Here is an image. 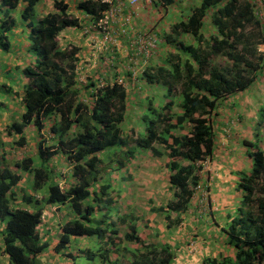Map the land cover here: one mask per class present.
<instances>
[{
  "label": "trees",
  "instance_id": "trees-1",
  "mask_svg": "<svg viewBox=\"0 0 264 264\" xmlns=\"http://www.w3.org/2000/svg\"><path fill=\"white\" fill-rule=\"evenodd\" d=\"M39 1L0 0V53L12 50L7 33L15 24L13 11L17 10L27 32L22 39L26 45L21 44V50L34 56L32 64L14 62V70L23 76L19 93L16 85L22 80L11 87L3 81L6 73L15 75L13 71H3L5 77L0 75V88L8 94L0 106L10 98L13 101L17 98L22 109L18 121L12 119L4 126L5 133L14 135L16 145L23 146L24 127L33 126L37 135L46 124L48 129L47 138L40 137L35 143L34 157L22 154L10 166L0 164V251L6 255L7 264H37L38 255L48 246L37 231L46 204H66L75 216L59 226L55 252L75 236L100 238L107 234L108 242L113 245L112 238L118 229L113 228L112 221L109 222L112 228L108 223L97 224V220L91 225L96 207L92 202L112 204L117 200V190L113 192L104 182L102 172L106 167L107 173L120 169L142 150H148L152 156L166 157L164 165L172 198L149 210L162 213L169 227V220H177L170 213H176L179 218L189 206L194 186L200 180L197 162L213 154L211 117L217 115V108L226 96L251 86L257 74L264 72V53L257 50L262 42L260 23L253 15L251 4L247 0H199L184 19L169 24L163 32L162 40L172 50L163 62L146 66L139 73L146 84L164 87V101L157 108L148 102L146 112L138 116L139 127L136 124L124 129L121 125L129 105L128 94L125 86L116 80L129 76V71L120 65V52L113 50L105 58L101 55L94 59L93 65L86 63L88 68H93L84 82H79L75 72L80 60L79 47L71 42L60 46L57 37L64 28H79V19L69 13L63 0H52V9L32 20ZM172 2L154 0L153 3L164 6ZM107 5L100 0H80L75 8L97 19ZM207 13L213 34L202 32ZM183 35L192 42L183 40ZM13 41L16 44V38ZM215 57L223 60L221 66L214 63ZM258 110L261 113L255 125L261 126L264 104ZM183 125H187L183 133L175 132ZM253 129V140H242L251 167L237 179L241 199L224 227L227 243L234 251L233 258L208 256L200 264H264V150L256 144L261 130ZM3 153L1 150L0 158L5 159ZM56 155L62 159V165H70L71 181L64 186L58 184L57 171L48 164ZM115 159L118 168H112ZM21 172L31 177V193L17 186L23 177ZM16 189L20 191L18 197ZM108 215L106 211L101 217ZM122 238L139 245L131 252L128 264H168L173 257L167 245L144 244L133 222L128 224ZM103 250L101 259L107 260L110 248ZM64 255L71 259L70 251Z\"/></svg>",
  "mask_w": 264,
  "mask_h": 264
},
{
  "label": "crops",
  "instance_id": "crops-1",
  "mask_svg": "<svg viewBox=\"0 0 264 264\" xmlns=\"http://www.w3.org/2000/svg\"><path fill=\"white\" fill-rule=\"evenodd\" d=\"M63 1L68 5L69 13L77 17L80 20L81 25L82 23H85L87 18L85 17L84 14H82V12H80L75 8L76 3L80 0H63ZM51 2L52 0H40L35 5L34 11L37 12V17L52 9ZM173 2L176 3L173 4ZM173 2L166 5L170 7V12L168 11V8H166V6H162L164 7L162 11L155 12L158 9V7L155 8L152 7L151 5L143 7L144 4H142V2L139 0L138 8L136 9L137 12L133 14V17H131L132 19L131 26L130 25L128 26V24L121 25L119 23L118 25L115 24L111 27V34L113 36L111 42L114 39V43L112 42L106 44L108 51H102L100 53H96V58L92 57L94 53L92 48V44L94 42L93 38L97 40L99 38V36L98 35L95 36L93 32L88 33V35L85 37L87 42H83V41L76 42L78 43L77 45L80 46V51L78 53L80 56L79 62L87 60V63L92 64L94 62V59H97V57H101V55H103L105 58L107 55H109V52L115 50L120 52V58H121L120 65L123 66L126 59L132 53L131 52L133 49L132 46H134L133 44L129 43L127 38L128 34L137 33L146 29L149 30V28H151V33H153V35L155 36L156 46L154 50H152L151 55L148 58H146L144 62L142 61L141 66L145 65L148 67V66H155L156 64L157 65L161 64L164 58L166 57V54L172 51L171 48L167 46L165 42H163L162 40L163 32L167 30L169 24L177 20L184 19L189 14L190 9L199 4V0H173ZM157 6H161V5L158 4ZM19 8L21 9V6ZM119 8L122 13H126L130 9L129 6L126 4V0H121V4ZM207 16H209V13L206 14L205 18H203L202 32L203 34L204 33L213 34L214 30L212 24L210 23V20L204 22ZM205 29L207 30L206 32ZM188 37L189 36L183 35L181 38L186 42H192ZM91 38L93 39L92 41ZM25 45H26V41L25 43L22 44V46ZM137 57L139 58L140 56L137 55ZM0 65H4V69H3L4 71L5 68H7L8 70V68L10 67L6 61H0ZM11 66H14V64H11ZM119 69L120 68L118 67V70ZM1 72L2 70H0V73ZM122 80L126 88V92L128 94L127 104L129 105L131 104V102L137 105L136 102L141 101L140 97H145L148 103L149 98L152 95L153 96L156 95L154 89L157 84L154 85L146 84L139 77V73L137 74V78L135 80H131L129 76L122 77ZM0 82H2V78L0 79ZM20 83L21 84L23 83V79ZM255 85H257V89L264 91V72L257 74L256 79L251 86L247 87L243 91L226 96L223 101L225 102L224 104L225 107L220 106L217 108V112L221 113L219 123L223 127H221L219 135L216 136V143L218 144L219 147L221 145L223 147L225 145L224 142H226L228 150L233 151L234 159L238 158V156H236L235 154V151L239 150L241 154L246 153V148L243 145H241L242 140H253L252 131L254 127L252 129H247V128L244 129L243 125H245V127L247 126L248 123L253 125L254 121L256 120V118L249 115V111H247V108L249 107L251 101V99L249 98L250 97L249 90L251 88H254ZM164 91H165L164 87H162L158 93L160 98L159 101H157V103L164 101L165 99ZM235 97H239V99L237 100ZM135 98L138 99L135 100ZM232 98L234 100L233 103L238 101V103L242 105V107H244V109L242 110L244 116L242 121L236 119L237 116L234 115L236 114L235 112L232 115L234 117L232 118V120L229 121L226 119L225 115H227L229 111L228 107H226V103L228 104L227 100ZM6 102L7 103H3V105L0 106V135H1L0 140L1 141L2 140L6 141L5 132H2V130L4 129V126L8 124L9 116L10 117L14 116L16 114V112L14 111L15 110L17 111V109L10 110L9 109L10 105L8 104V101ZM263 104H264V97H263V102L261 101L260 103V106ZM21 110L22 109L20 107V112ZM230 110L231 112L235 111L233 110V108H231ZM179 111L180 109L178 108L176 112ZM13 119L17 120L15 118ZM229 125H232V127L230 128ZM237 134H239V137H237L238 136ZM232 136L237 139H234ZM227 139L229 141H227ZM239 145H241L240 148L238 147ZM258 146L264 150V126L261 132V137ZM142 152L144 154H142ZM163 156L164 155L152 156L148 150L139 151L137 155L129 159L127 162L129 165V170L127 171V173L130 174L129 179H132L131 183H129L127 186L128 190L126 191L124 189L125 183L130 182L127 180H124V184L122 185L119 184L121 191H119V188L117 189V192L119 194L117 202L120 203L123 199L125 200L126 197V202H128L129 200L130 203L134 204L135 206L137 205L135 202L137 196V190L135 189V186L132 183H134V179H136L135 178L136 175L143 174L145 180L148 178L149 181L152 182L153 184L154 182L158 183L159 181L163 180V188L160 187V185L151 186V190H150L151 196L145 198L147 206L144 207V212L146 215L144 216L143 220H139L135 223V225L141 228V233L139 234H141L143 237V243L150 245L152 244L156 247H159L161 245L163 246L167 245L171 250V252L173 253V257L168 264H200V261L208 256L210 257L227 256L229 258L230 257L232 258L234 251L227 243L224 227L229 221V218L234 214L235 212L234 209L239 205L241 194L239 192L234 193L229 187H225L224 186L225 179L223 178L220 179L223 188L215 189L214 187L215 182L213 181L215 177H218V172L220 173L219 169L213 167L212 165L213 164L212 159L215 158V154L210 157L209 165L206 168L200 166V170L198 171L200 175V180L203 182V184H206V187H204V189L202 187L193 193L188 208L186 209V211L179 214V218L178 215H176V213L174 212L170 213V216L173 217V219H177V220H173L174 222L169 220V224H170L169 227H167L166 225L167 222L163 218L162 213H155V212L149 213L150 207H158L164 204L166 201L172 198V194H173L172 190L169 189L167 183L168 171L164 165L166 157ZM5 161L6 158L5 159L0 158V164L5 163ZM68 168H70V165H67V167L64 168V171L62 172V174H60L61 176L60 178L58 176V180L60 179V181H58V184L60 186H62L61 184H67L69 181H71V177L69 174L70 172ZM120 169L123 170L124 172L126 171L124 165ZM224 169L226 170V167H224ZM122 175L123 174H120L118 172L116 173L115 177L116 179L120 180V177ZM227 176L228 177L226 178V180H228L230 176L229 171ZM25 179L26 177L23 176L20 179V181L17 183V186L22 184ZM16 195L18 197L20 195V191L17 192ZM16 201L17 203H19V198H17ZM130 203H128V205L125 204V207L120 206L123 209L117 210L116 213L118 214L121 213L122 215L128 213L129 206L131 205ZM61 208L63 209L60 210ZM72 218H75V216L72 213L71 209L66 204L65 205L46 204L42 208L40 224L37 227V231L39 232V235L41 236L42 240H45L48 243V246L41 254L38 255L37 264H69V260L64 255V252L65 253L68 252L66 250V247L69 248V242L71 239L74 238L71 237L67 245L58 252H55L53 250V246L55 245L60 232L59 226L65 220ZM123 225H125V223L118 225V228L116 227L118 229V232L115 236L117 237V241L120 243V246L122 247L123 253L131 254V252H128L127 249H125L122 246L123 241L119 240L120 230L122 229L121 227H123ZM104 238L105 241L103 243L105 244L108 241L107 234H105ZM114 242L115 241H113V245ZM79 244H82V240H79ZM130 246L133 247L135 250L137 249V247L139 248V245L136 246L134 243L130 244ZM80 247L81 245L77 246L74 249L75 254L83 253L82 248L80 249ZM117 247L118 246L114 245L111 249L116 250ZM84 248L86 252H88L87 247L84 246ZM110 258L112 259V257H108V259ZM124 261H125L124 264H128L126 260ZM7 263L8 261L6 255L0 251V264H7Z\"/></svg>",
  "mask_w": 264,
  "mask_h": 264
},
{
  "label": "rangeland",
  "instance_id": "rangeland-1",
  "mask_svg": "<svg viewBox=\"0 0 264 264\" xmlns=\"http://www.w3.org/2000/svg\"><path fill=\"white\" fill-rule=\"evenodd\" d=\"M174 3H176V2H173V4ZM157 7H158V9L155 12L162 11L164 9V7H162V6H157ZM166 8H168V11L170 12V7L166 6ZM34 13H35V15L33 16L32 20H34V18L37 17V12L34 11ZM160 13H162V12H160ZM13 18L15 20V24L11 28V31L9 33H7V38L9 40L10 47L12 50L9 53H7V52L6 53H0V61H6L8 63V65L10 66L8 68V70H7V68H5V71L6 72L7 71L8 72L13 71V73L15 74V75H12L11 73H6L7 77L3 79L5 84L9 85L10 87L12 85H14V83H16L17 80L21 81L22 80L21 77H23L21 72H19V73L16 72L14 70V66H11V64H14V62H16V61H18V64H20V65H28V64H32L34 62V56L31 53H28L26 51L21 50V44L23 41L22 39L25 37L27 32H26V28L24 26V23L22 22L17 10L13 11ZM206 21H209V16H207L206 19L204 20V22H206ZM206 31L207 30L205 29V32ZM204 34H206V33H204ZM57 37H58V42H59L60 46H64L68 42H72L75 44H78V43H76L77 41L87 42L86 38H85L86 36L84 34L80 33L79 29H76V28L75 29L74 28L73 29H65L64 28L62 31L59 32ZM15 38L17 41L16 44L13 41V39H15ZM1 52H3V51H1ZM213 59H214L215 64H219L220 66H221V64H223V60H221L220 58L215 57ZM86 63H87V61L85 62V65L80 67L77 71H79L80 73L82 72V74H87V72L89 70H91L93 68V66L92 67L89 66V68H88ZM3 67H4V65H2V66L0 65V70H2V72L4 71ZM1 73H0L1 77H3V76L5 77V73L4 74L3 73L1 74ZM21 87H22V84L18 82V86L16 85L17 93L20 92ZM161 88H162V86L156 85V87L154 89V92L156 95L155 96L152 95L149 98L148 102H150L154 108H157V104H158L157 101H159V98H160L158 93L161 90ZM249 92H250L249 98L251 99V101H250L249 107L247 108V111H249V115L257 118V116L261 113V111L258 110L259 109L258 107L260 106L261 101L263 102L264 91L257 89V85H255V87L251 88L249 90ZM136 93H137V91H136ZM164 94H166L165 91H164ZM7 95L8 94H6L5 89L3 90L2 88H0V101L5 102L4 97H7ZM16 97H18L17 94H16ZM172 98L174 99V95ZM235 98L237 100L239 99V97H235ZM137 99L138 98H135V100H137ZM14 100L15 101H13V99H11V98H10V100H8V104L10 105L9 109L10 110L17 109V111L16 110L14 111V112H16L15 115L13 114L14 116H12V117L9 116L8 122H11L13 118L17 119L16 121H18V115L20 113V106L18 105V99L15 98ZM140 100H141L140 102H136L137 105H135L133 102H131V104L128 105L127 110H126V117L123 121V124L121 125V127H123L124 129H128L129 127H136V124H138V122H139V119L137 116H139V114H143L146 112L145 108H146L147 101H146L145 97H140ZM131 101H133V100H131ZM233 101H234L233 98L227 100L228 104L226 103V107H228L229 111H228V114L225 115L226 119L229 121L232 120V118H234L232 115L235 112L236 114H234V115L237 116L236 119H239L240 121H242V119L244 118L243 111H242L244 109V107H242V105H240L238 103V101L235 100L236 102H234V103H233ZM220 104H222L221 105L222 107H225L224 106L225 102L222 101ZM231 108H233V110H235V111L231 112V110H230ZM173 110L176 111L177 108H174ZM220 115H221V113L217 112L216 116L211 117V122H212V127H213V135L215 137L214 153L212 154V156L215 154V158L212 159L213 160L212 165H213V167L219 169V171H220V173L218 172V177L214 178V181H213V182H215L214 187H215V189L223 188V185H221V182H220V179L223 178V179H225V181H224L225 187H229L234 193L239 192L241 194V190L238 189L237 185H236L237 179L242 174L248 173V171L251 167V160L249 159V157H247L246 153L241 154V152L239 150L235 151V154H236V156H238V158L234 159L233 158V151L228 150L226 142H224L225 145L223 147H222V145L220 147L218 146V144L216 143V136L219 135L221 127H223L219 123ZM222 122H223V120H222ZM255 124H256V120L254 121L253 125L248 123L246 127H245V125H243V126H244V129L245 128L252 129L253 127H255V128L257 127V130L259 129V132H260V130L262 132L264 125L257 126ZM183 126H184L183 128L177 129V130H175V132L183 133L185 131V129L187 128V125H183ZM229 126H230V128L232 127V125H229ZM138 127H139V124H138ZM47 130L48 129H47V124H46V127L44 129H42L41 134L37 135L33 126L28 125V126L24 127L23 133H24V137H25V144L23 146L16 145V143L14 142V140H15L14 135L8 136L5 133L6 141L0 140V150H2L4 152L3 155L6 158L5 163L8 166L12 165L11 162L13 161V159L20 158L22 156V154L23 155L28 154V155L34 157V155H35V143L39 140L40 137L47 138V136H48ZM2 132H5V130L3 129ZM253 133H254V129L252 131V136H253ZM237 135H238L237 137H239V134H237ZM0 137H1V135H0ZM234 139H237V138H234ZM227 141H229V140L227 139ZM258 143H256V144H258ZM241 145H243V144H241ZM241 145H239L238 147L240 148ZM110 149H112V148H110ZM110 149H108V150H110ZM142 154H144V153L142 152ZM61 160L62 159L56 155L55 159L52 160V162L48 163L49 166L51 164V167L57 171L56 172L57 173L56 178H58V176H60V173L62 174V172L64 171V168H62V167H65V165H62L63 163L61 162ZM114 161H115V165H114V163H112V168H118V165L116 163L117 160L115 159ZM137 163H136V165H137ZM224 167H226V170L224 169ZM58 168H59V170H57ZM124 168L126 170L125 172L121 169H116L117 171L114 169L111 171V173H107L109 171V169L107 170V167H106L105 171L102 172L103 173L102 176L105 177L104 182L108 183L111 186L110 189L111 190L113 189L114 190L113 192H115L118 188H119V191H121L119 184L120 185L124 184V180L130 181V182L125 183L124 189L126 191L128 190L127 186L132 181V179H129L130 174L127 173V171L129 170L128 163H126V162L124 163ZM228 171L230 173V176H229L228 180H226V178L228 177L227 176ZM118 172L120 174H123L120 177V180L116 179V177H115L116 173H118ZM20 174L22 176L26 177L24 182L22 184H20L21 187L24 189L25 192L31 193V191H32L31 177L29 175H26L23 172H21ZM135 178L136 179H134V183H132V184L135 186V189L137 190V196H136V200H135L137 205L134 206V204H131L129 200H128V202H126V197H125V200L123 199L120 203L117 202L118 198L112 204H106V202L103 201V203L100 202V204L98 205L95 202H92L93 205L94 204L96 205V207H95V211L92 214V216H94V219H93L91 225H95L94 220L95 221L97 220L96 223L100 224L102 226H105L104 223H108V225H109V222L112 221V222H114L113 228H115V227L118 228V225L125 223V225H123V227H121L122 229L120 230V239L119 240L123 241L122 246L125 249H127L128 252H134L135 249L130 246V244H133V243H131V242L129 243V242H126L125 240H123L122 233L127 230V224H129V223L132 224V222L134 223V226H135L137 233H141V228L138 227L137 225H135V223L139 220H143L144 216L146 215L144 212V207L147 206L145 198H148L151 196L150 190H151L152 185H154V186L160 185V187L163 188V180L159 181L158 182L159 184L156 182H154V184H153L152 182L149 181L148 178L145 180V177L143 174H138V175H136ZM59 181H60V179H59ZM61 185L63 186V184H61ZM43 190H44V187L39 191L43 192ZM18 191L19 190L16 189V192H18ZM109 192H111V191H109ZM111 196L114 197V194H111ZM128 203L131 204L129 206V209H128L129 212L128 213H126L125 215H122L121 213H119V214L116 213L117 210L123 209L120 206L125 207V204L128 205ZM154 203H156V202H154ZM97 206H99V207H97ZM103 207H105V209ZM62 209L63 208H61L60 210H62ZM106 211H108V213H109L108 218H102L101 214L103 212H106ZM234 211H235V209H234ZM149 213H151V211H149ZM118 217H121L119 219V221L116 220ZM120 221H123V222L119 223ZM111 226L109 225V227H111ZM107 228H108V226H107ZM73 238L74 239H71L69 242V248L66 247V250L70 251L72 254L71 259H68L69 264H124V262H125L124 260L129 262L128 259H130V254L129 253H123L122 247L120 246V243L117 241L116 236H114L112 238V240L115 241L114 245L118 246L116 248V250L111 249L114 245H112L110 242L107 241L105 244L103 243L105 241L104 236L100 237V238H97L96 235L75 236ZM79 240H82V244H79ZM80 245H81L80 249L82 248L83 253L75 254L74 249ZM84 246L88 248L89 252L85 251ZM104 247L110 248V252L108 253V257H112L113 260L111 258L107 259V260L101 259V256H103V253H104V250H103Z\"/></svg>",
  "mask_w": 264,
  "mask_h": 264
},
{
  "label": "built area",
  "instance_id": "built-area-1",
  "mask_svg": "<svg viewBox=\"0 0 264 264\" xmlns=\"http://www.w3.org/2000/svg\"><path fill=\"white\" fill-rule=\"evenodd\" d=\"M102 2H106L108 5L106 9L100 11V16L97 19L91 18L87 15V17L91 18V22L83 28V32L91 33L93 32L96 35L99 36L98 40L94 39V42L92 44L93 48V58H96V53H100L102 51H108L107 50V43H114V39L111 42V39L113 38L111 34V27L115 24H121L125 25L128 24V26H131L133 14L136 13V9L138 8V2L139 0H126V4L129 6V11L126 13H122L120 11V4L121 0H100ZM142 2L143 7L153 5L154 0H140ZM251 4V8L253 11V15L260 23V29H261V37L262 42L258 45V50L264 52V0H247ZM128 41L130 44H133L134 46L132 49V53L130 56L126 59L124 62V68L129 71V77L131 80H135L137 78V74L141 72V63L144 62L146 58H148L151 54V51L154 50L156 44H155V36L150 31H143L140 33H132L128 34L127 36ZM91 38V41L93 40ZM137 55L140 57L138 58ZM140 60V61H137ZM87 61V60H86ZM86 61H82L85 63ZM82 62H79L78 65L75 68L76 72V80L79 82H84L86 78V74H82L79 71H77L81 65ZM80 66V67H79ZM83 66V65H82ZM122 77L117 79L116 82L124 85ZM209 159L205 158L199 162H197V165L202 166L206 168L209 165ZM200 168L198 169V171ZM197 171V174L199 175V172ZM200 177V175H199ZM206 187V184H203L201 180H199L198 184L194 186V192L198 189Z\"/></svg>",
  "mask_w": 264,
  "mask_h": 264
},
{
  "label": "clouds",
  "instance_id": "clouds-1",
  "mask_svg": "<svg viewBox=\"0 0 264 264\" xmlns=\"http://www.w3.org/2000/svg\"><path fill=\"white\" fill-rule=\"evenodd\" d=\"M154 2V1H153ZM152 7H157V5H154V3H153V5H151ZM162 6V5H161ZM164 6H166V5H164ZM85 15V14H84ZM73 16V15H72ZM85 17L87 18L86 19V21H85V23H82V25H81V23H80V20H79V23H80V27L79 28H76V29H79V31H80V33H82V34H84L85 36H87L88 35V33L87 32H83V28L84 27H86L90 22H91V18L90 17H87V15H85ZM73 29L74 27H67V28H65V29ZM75 29V28H74ZM147 30V29H146ZM146 30H143V31H146ZM62 31V30H61ZM143 31H140V32H143ZM147 31H150L151 32V28H149V30H147ZM140 32H137V33H140ZM78 47H79V51H80V46L78 45ZM257 50H258V46H257ZM79 51H78V53H79ZM258 51H260V50H258ZM260 52H262V51H260ZM151 53H152V51H151ZM262 53H264V52H262ZM151 55V54H150ZM146 66L144 65V66H142V68H141V70L143 69V68H145ZM140 73V72H139Z\"/></svg>",
  "mask_w": 264,
  "mask_h": 264
}]
</instances>
